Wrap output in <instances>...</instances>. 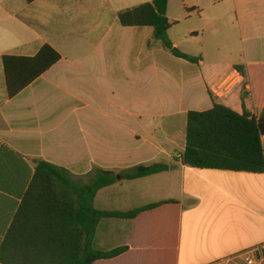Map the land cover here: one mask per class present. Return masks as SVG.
<instances>
[{"label": "crops", "instance_id": "0c3cea01", "mask_svg": "<svg viewBox=\"0 0 264 264\" xmlns=\"http://www.w3.org/2000/svg\"><path fill=\"white\" fill-rule=\"evenodd\" d=\"M24 1L28 14L12 12L0 28V245L38 162L47 161L86 184L98 170L114 172L116 183L97 193L98 210L127 212L177 201L175 264H245L248 254L264 249V174L195 169L175 159L186 146L188 112L213 107L202 66L224 63L206 61V52L232 57L241 43L244 63L227 65L264 64V0H189L183 15L171 11L169 0L170 21L202 22L192 23L184 39L173 37V27L168 31L174 46L200 57V65L173 56L152 28L122 26L119 12L135 7L126 0H105L101 10L94 0H71L70 24L49 31L43 29L45 17L64 12L66 0ZM187 7L200 12L187 13ZM108 10L110 17H104ZM201 34L207 41L195 49ZM44 45L53 47L60 61L10 98L3 57H33ZM231 78L232 90L242 81L231 70L213 89ZM246 105L254 111L250 99ZM154 164L170 168L136 180L121 176ZM172 213L167 205L129 221L103 220V244H112L104 250L127 246L128 251L102 261L157 262L167 250Z\"/></svg>", "mask_w": 264, "mask_h": 264}, {"label": "trees", "instance_id": "16d2710c", "mask_svg": "<svg viewBox=\"0 0 264 264\" xmlns=\"http://www.w3.org/2000/svg\"><path fill=\"white\" fill-rule=\"evenodd\" d=\"M29 3L33 0H27ZM169 0H151L119 12L124 27H150L154 38L173 56L200 65L193 57L174 46L168 31L177 25L167 17ZM187 13L200 12L187 7ZM61 55L44 45L33 57H3L10 98L59 62ZM231 70L242 81L221 99L213 87ZM205 87L213 107L187 114L186 146L176 161L195 169L264 174V64L204 65ZM250 99L254 111L247 108ZM166 164L138 165L121 173L124 180H136L169 170ZM116 183L112 171L98 170L88 184L76 179L64 167L39 161L27 192L0 245V264H95L115 259L127 246L108 251L95 244L99 224L105 219L133 220L144 212L172 206L167 226V250L157 264H175L179 235V203H152L127 211H104L95 207L97 193Z\"/></svg>", "mask_w": 264, "mask_h": 264}, {"label": "rangeland", "instance_id": "374dc122", "mask_svg": "<svg viewBox=\"0 0 264 264\" xmlns=\"http://www.w3.org/2000/svg\"><path fill=\"white\" fill-rule=\"evenodd\" d=\"M51 0H43V2H49ZM150 2L151 0H126V3L128 5H133V6H138L141 4H144L146 2ZM68 2V3H67ZM105 0H94V8L95 9H99L101 10L102 6L105 5ZM116 2V0L114 1ZM73 1L71 2V0H66L65 1V10L62 13L61 11H56L55 14H52L51 16H46L44 19V27L43 29H45L46 31H49V28H52L54 26H57L58 24L64 23V24H70L71 19L74 17V13L72 12V10L70 9L73 6ZM187 3H189V0H171L170 2V9L172 12H178L181 15L184 14V6L187 5ZM115 4V7L118 8L121 5L120 4ZM25 10L26 14H28V12L30 11L26 5V2L24 0H0V28H5L7 25V16L8 14L12 13V12H18V13H22L23 10ZM100 11H98L99 13ZM104 17H110V11H103L102 12ZM95 16V15H94ZM93 17V15H92ZM192 23H197L199 27H201L202 22H200L197 17H194L191 21L189 20H182L180 22H177V26L173 27L172 29V35L173 37H178L180 39H184L189 26L192 25ZM205 39V40H204ZM207 34H201V36L199 37L198 41H195L193 44H195L194 48H198L199 46L201 47L202 42L207 41ZM178 48V47H177ZM238 48V53L235 56L229 57L228 55H222V57L216 58L215 56H213L211 53L206 52V56L207 59L206 61H212V62H216V63H224V64H242L244 63V46L241 43H238L237 45ZM216 65H221V64H216ZM234 78H231L229 80V82H232ZM228 82V83H229ZM248 106L249 108H252V104L250 101H248ZM107 222V221H105ZM101 223L100 228H99V237L98 239H96V247L98 249L104 250L107 247H109L112 244H103V231L105 230V226L107 223ZM124 225V223H121ZM126 226V225H125ZM125 228V227H124ZM125 231V230H123ZM147 257V256H146ZM241 263V262H240ZM95 264H127L125 262H116V263H107L104 261H99ZM145 264H157L156 262H152L147 261V263ZM243 264V263H241ZM264 264V263H263Z\"/></svg>", "mask_w": 264, "mask_h": 264}, {"label": "built area", "instance_id": "2783aa9c", "mask_svg": "<svg viewBox=\"0 0 264 264\" xmlns=\"http://www.w3.org/2000/svg\"><path fill=\"white\" fill-rule=\"evenodd\" d=\"M230 79L217 85L213 92L219 98H226L232 91L233 81L229 82ZM229 82V83H228ZM180 158V155L177 156ZM245 264H263L264 263V249H256L248 254L245 259Z\"/></svg>", "mask_w": 264, "mask_h": 264}]
</instances>
